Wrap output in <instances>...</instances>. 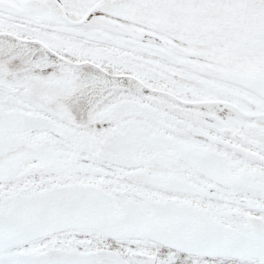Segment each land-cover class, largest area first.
Instances as JSON below:
<instances>
[{"label":"snow or ice","instance_id":"snow-or-ice-1","mask_svg":"<svg viewBox=\"0 0 264 264\" xmlns=\"http://www.w3.org/2000/svg\"><path fill=\"white\" fill-rule=\"evenodd\" d=\"M0 264H264V0H0Z\"/></svg>","mask_w":264,"mask_h":264}]
</instances>
